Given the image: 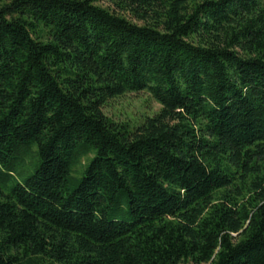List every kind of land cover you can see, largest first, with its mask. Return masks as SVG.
Instances as JSON below:
<instances>
[{
	"label": "trees",
	"instance_id": "obj_1",
	"mask_svg": "<svg viewBox=\"0 0 264 264\" xmlns=\"http://www.w3.org/2000/svg\"><path fill=\"white\" fill-rule=\"evenodd\" d=\"M99 1L0 7V264H264V0Z\"/></svg>",
	"mask_w": 264,
	"mask_h": 264
},
{
	"label": "rangeland",
	"instance_id": "obj_2",
	"mask_svg": "<svg viewBox=\"0 0 264 264\" xmlns=\"http://www.w3.org/2000/svg\"><path fill=\"white\" fill-rule=\"evenodd\" d=\"M11 0H0V7L4 4L9 3ZM98 5L103 7H108L117 13L125 15L131 21L141 23L136 18H134L129 12L120 10L114 4L109 1H99ZM159 104L155 102L147 93L145 92H127L121 96L109 99L106 105L103 107V112L106 116L110 117L118 123H128L130 126H135L140 123L143 118L147 115H151L158 111ZM91 157V153L87 156L82 157L80 164L76 167L80 169L81 166L86 163L87 159Z\"/></svg>",
	"mask_w": 264,
	"mask_h": 264
}]
</instances>
